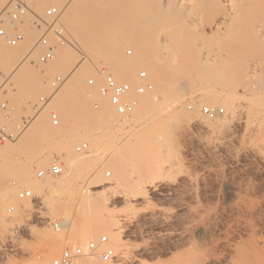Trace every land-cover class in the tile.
I'll use <instances>...</instances> for the list:
<instances>
[{"label": "rangeland", "instance_id": "374dc122", "mask_svg": "<svg viewBox=\"0 0 264 264\" xmlns=\"http://www.w3.org/2000/svg\"><path fill=\"white\" fill-rule=\"evenodd\" d=\"M73 1L49 0L40 6H35L28 0H21L23 6H21L22 11H17L18 18H13L12 13L15 12V7L10 6L4 14L7 20L3 23L4 25L0 24L6 30L5 36L0 35V117L8 115L5 119L2 117L0 120L2 119L3 122L4 119V123L9 120L7 123H11L5 125L0 122V127L8 133L17 132V137L9 144L10 146L12 144L11 148L3 149L6 154L2 152L4 155L0 156V190L4 187L6 189L13 187L14 191L10 197L0 196V236H2L0 237V264H21L22 260L27 259L30 255L49 251L48 246H44L46 243L39 234L40 231L45 233L48 231L46 234L52 235L54 232L59 234L61 231L69 232L73 229L71 223L67 222H61L60 232L53 226L54 220H64L61 214L57 215L55 212V200H53L55 196L60 197L64 206L69 204L73 213L82 212L78 217L81 230L85 229L84 226L93 225L102 230L97 235V239L103 234L109 235L117 254V259L112 264H183L181 260L186 255H194L191 256L192 259L195 257L193 264L198 263L202 257L204 261H200V263L237 264L238 260L241 262L242 258L240 259V257H244L246 252L245 259L247 260L243 258L244 261L251 263L253 260L251 264L262 262L264 260V125L259 126L260 122H256V119L249 123L234 122L230 124L229 128L221 127L222 131L217 133L215 129H220L217 120L227 112L226 104L223 101L208 103L201 96L200 89L183 83H180L178 88H185L188 91H183L186 93L183 95L185 97L183 101L184 108L187 109L190 116L194 112L204 114L203 106L223 108L224 112L214 118L215 120L204 114L214 121L210 127L201 126L196 120L188 123V116L180 112L179 103L178 106H165L163 104L164 97L157 93V90L159 92L157 87V89L154 88L155 90L148 92L154 93L153 96L148 94L149 99L153 101L152 114L147 121L142 123L144 125L139 128L141 134L136 137L137 140L142 139L141 149L137 151L141 157L127 165L126 172L128 173L124 175V178L126 181L130 180L131 183L139 180L142 183H139L141 186L145 185L146 181L155 180L160 185V191L165 195L151 193L152 195L147 201L137 199L132 203H124L122 198L118 197L116 202L110 204L112 209L119 211L122 216L128 215L131 219L130 223L125 221L123 224L124 246L113 240L111 234L103 230L106 226L102 220V213L105 211L106 205H104L102 200L104 198L101 196H104V186L109 183L106 181L114 177V164L108 159L109 154H112L115 149H117L116 151L121 149L120 136L114 134L113 131L114 135L111 134L112 137L108 141H103V145L97 146L98 150L96 151L98 152L95 151L93 154L88 136L82 135L84 130L83 123L80 121L83 122L85 119L81 118L84 117L83 114L80 116V112H76L75 109L73 112L72 109L71 111L67 110L69 107L60 112L57 111L61 114L62 120L60 119V124L55 127L51 123L50 112L56 111L54 101L58 100L57 96L66 95L67 98H71L70 101L77 104H81L82 101L87 103V108L88 106L89 108L87 109L88 113L85 111L87 114L85 117L90 121L92 119L93 122L94 112L101 107L97 108L95 104H101L99 100L101 101L102 98V101L105 100V103H109L99 90L103 83L99 70L103 67L109 68L106 65L108 55L84 58L79 49L73 48L70 43H61L52 34L49 35V39L55 50L54 59L50 61L43 59L44 48L32 50L34 43L45 29L44 22L39 16L45 20H51L45 11L50 7H58L61 12L58 22L64 29V33H67L68 27L72 23L71 18H73L71 17L74 12L73 5L70 6ZM8 2L9 0H0V12L7 8ZM124 11L121 10V12ZM160 14L161 11L157 15ZM26 22L31 23L30 34L25 31ZM134 30L143 31L147 35L148 41L152 43L158 56L162 58L163 66L172 70L177 64V60L172 58L167 49L166 42L168 41L164 33L143 24V22L135 25ZM12 37L18 39L14 45L10 42ZM205 37L207 40L212 38L211 33H207ZM207 40L203 43L206 49L215 47L212 45L215 40H208L209 42ZM64 46L75 52V59L69 65L63 64L58 54V51L62 47L64 49ZM129 50L131 54L128 53ZM135 53L133 45L126 44L121 48L119 56L125 64H128L133 61ZM84 59H87L86 62ZM145 68L144 66L139 67V69ZM73 69L77 70L74 72ZM126 69L124 71L110 69L111 71H109L120 81L130 79L129 82L137 84L139 80L136 73L139 69L135 72H128ZM90 78L96 79L95 85L88 84ZM193 89H197V92ZM92 91H97L96 95H98H94L95 92L92 93ZM197 95L198 97H196ZM86 96L87 99H85ZM133 96L136 99L139 96L142 97L135 93ZM49 97H53L52 100ZM47 99L49 100L47 101ZM25 101H29L28 104L31 107L37 105L43 110L49 128L44 126L47 129L43 127L40 133V130L36 131L37 120L31 109L27 108L25 116L19 110V106H24ZM109 107L116 112L110 104ZM77 114H80V120ZM120 117L122 116L120 115ZM73 122L74 124H72ZM44 129L46 131H43ZM49 129L51 130L49 131ZM57 130H61L62 133L59 135L57 133L54 136L53 131L56 133ZM79 132L82 133L79 134ZM44 134L46 137L51 134L53 136L46 138L43 136ZM83 142L88 143V149L78 152L76 146ZM46 154L47 156L50 154L49 157H51L49 164L33 169V177L38 179L40 189L38 192L32 190L42 198V204H32L30 200L19 199L17 196L19 190L30 187L23 186L17 174L26 163L34 160L35 157L38 158ZM55 156L61 157L64 173L57 177L38 178V170L48 169ZM85 156L87 158L84 161H90L89 164L98 163L99 160V162L104 161L108 164L104 165L103 176L101 175L107 180L103 184L90 188L91 192L102 191L100 196L92 197L96 202L102 200L98 201L99 204L92 198L87 200L83 195L82 186L86 182L85 166L80 165L72 174L68 172L70 160L77 158L83 161ZM93 157L96 160H93ZM165 160L171 164L166 162L167 165L162 168H151L153 162H164ZM142 161L143 163H141ZM33 163L35 164V161ZM108 172L111 174L107 175ZM50 181H60L64 185L63 187L61 185V188L59 186L57 189H49L47 185ZM12 204L16 206L15 211L8 213V207ZM27 204L29 207L25 209ZM19 210H23V212L20 213ZM91 240L96 239L89 238L83 243L64 241L63 247L71 245V243L72 245H84ZM62 249L54 257L59 255ZM120 250L128 251L135 259L130 262L122 261L118 255ZM192 250L195 252L193 253ZM197 256L200 260L197 259ZM234 258L237 259V262Z\"/></svg>", "mask_w": 264, "mask_h": 264}, {"label": "bare ground", "instance_id": "6f19581e", "mask_svg": "<svg viewBox=\"0 0 264 264\" xmlns=\"http://www.w3.org/2000/svg\"><path fill=\"white\" fill-rule=\"evenodd\" d=\"M28 1L35 6H40L49 0ZM56 1L65 2L67 0ZM70 6L73 7L74 11L71 15V17H73L71 18L72 23L68 27V32L64 35L69 43L73 45V48L79 49L84 55V58H89L91 56H96L97 58V56H102L104 54L108 55V62L106 65L111 70L124 71L127 67L126 70H128V72H135L140 66L146 67L145 69L149 72V80L153 84V89L158 88L159 92L157 90V93L162 94L164 97V103H162L169 107H173L179 103V110L188 116V123L196 120L199 125L210 127L214 121L198 112H194L192 116L189 115L187 109L184 108L183 101L185 98L183 95L186 94L183 91L186 90L185 88H178L180 83L190 85L192 88L200 89L201 96H203L208 103L223 101L226 104L227 112L217 120L218 127H220V129H215L217 133L222 131L221 127L229 128L230 124H233L234 122L245 121L249 123L251 120L256 119V122H260L258 123L259 126L261 124L264 125V0H74ZM31 10L35 11L33 9ZM121 10L125 11L121 12ZM160 11L161 14L157 15ZM142 22L143 24L154 27L159 32H163L166 36L168 41L166 42L167 49L172 58L177 60V64L172 70L163 66L162 58L158 56L156 48L150 41H148L149 38L147 35L143 31L134 30L135 25L141 24ZM25 31L26 33H31L32 26L30 22H26ZM207 33H211L212 38H209L208 40H215V43L212 44L215 47H209L208 49L204 47L203 43L207 40L205 37ZM208 40L207 42H209ZM126 44H132L136 52L133 61L128 64H125L119 56L121 48ZM65 47L66 46H64V49L63 47H60L61 49L58 51V54L62 63L69 65L75 59V52ZM84 60L86 62L87 59ZM129 80L127 79V81ZM193 90L197 92V89ZM94 92V95H96L97 91ZM94 92L92 91V93ZM149 92H151V90ZM15 93L18 94V92ZM148 94L152 95L154 93H147L146 96H148ZM144 96L142 95L141 98L140 96L137 97V104L133 113L129 116H122L120 114L122 117H120L117 111L118 114L113 109H110L109 103H105V100L102 101V97H100L102 98L101 101L99 100L100 98H96L102 104H99L101 107H98L102 109H98L96 112L93 111V115L95 116V119L93 120V122L95 121L94 123L92 122V119L90 121L85 117L87 115L85 113H88L87 109L89 108V106L87 108V103H83L82 101L81 104H77L72 100L70 101L69 99L71 98H67L66 95H61L60 97L57 96L58 100L54 98L56 101L53 99L55 102L54 105L56 104V111L60 112L69 107L67 110L70 109L71 111L72 109L73 112V109H75L76 112H80V116L83 114L84 117L81 118L85 119L83 122L82 120L80 122L83 123L84 131L83 133L79 132V134L82 133L83 136H88L93 154L98 150L97 146H100L103 141H108V139L114 134L120 136V144H122V146L120 145L121 149L118 151L115 149L112 154H109V159L107 158L114 164H112L114 166V177L112 179L107 180V178L101 177V175L103 176L102 170L107 162L104 163L102 160V162H99L100 160L98 158V163L93 161L94 163L89 164V159L87 160L88 162L84 161L89 155L83 157V161L82 159L77 158L70 160L68 172L72 174L80 165L85 166L86 182L83 183L82 191L87 200L91 199L93 196L96 198L98 197L97 195L102 194V191L99 192L95 190L91 192V186L103 184L105 180H107L106 182H109L108 185L104 184V196H101L104 198L102 200L105 203L102 204L106 205L104 207L105 211L102 213V220L106 226H104L105 229L103 230L110 233L112 239L122 245L123 224L125 221L130 223L131 219L128 215L122 216L119 211L112 209L110 204L116 202V198L118 197L122 198L124 203H132L137 199L147 201L149 197H151V193L165 195L164 192L160 191V185L157 184L155 180L146 181V184L144 183L145 185L141 186L140 184L142 183H140L139 180L137 181L138 183H131V181L127 179L131 183L129 186L130 183H126L128 181L124 178V175L128 173L126 172L127 165L134 160H139L141 157L138 155L137 151L138 149H141L142 139L137 140L136 137L141 134L139 128L144 125H142V123L147 121L152 114L151 106L153 101H151L152 99H149V96ZM196 97H198V95ZM52 98L49 97L50 100H52ZM41 99L43 100V98ZM49 99H47V101ZM85 99H87V96ZM28 103L29 101H25L24 106H19V110H21L25 116L27 108L31 109L32 114H34L37 120V123H35V129L37 132L40 130V133L44 126H49L48 122L43 114V110H41L39 106L34 105L31 107ZM162 109L164 110L165 108ZM7 116H1L0 118L3 117L5 119ZM4 119L3 122L2 119L0 120L2 124H11L7 123L9 122L7 119V122L5 120L6 123H4ZM60 119L62 120V118ZM154 120L155 119H153V121ZM70 122L72 121L70 120ZM72 124H74V122ZM47 127L44 128L47 129ZM50 130L51 129H49V131ZM43 131L46 130L44 129ZM59 131L57 130L56 133L53 131L54 136L57 133V135L62 133L61 130ZM99 131L103 133L101 134ZM112 132L114 134H112ZM53 134L48 137H52ZM8 135L11 137L7 136L5 140L0 143V156L5 153L3 149L8 147L11 148L12 144L11 146L9 144L15 140L17 132L12 131L8 133ZM43 136L46 137L45 134ZM97 152L98 151H96V153ZM49 156L46 154L45 156L38 158L35 157L34 160L30 158L32 161L22 166V170L19 174H16L23 186L30 187V189L38 192L40 189L39 181L33 177V169L35 167H45L46 164H49L48 162L51 160V157ZM94 159L96 160V158L93 157V160ZM34 161L35 164L33 163ZM166 162L168 161H155L151 164V168H162L167 165ZM108 163L110 164V162ZM141 163H143V161ZM168 164L171 163L168 162ZM3 178L4 176L2 179ZM61 185L62 183L60 181H50L47 186H49V189H57L59 186L61 188ZM12 188L13 187H9L8 189L5 188V190L1 189L3 191L0 193V196H5V198L6 196H12L14 192ZM53 200H55L54 206L56 214H61L64 217V220L59 219V225L58 227H55V229L60 232L62 228L61 222L71 223L73 229L69 232L61 231L59 234L54 232L52 235H47L46 233H48V231L46 233L40 231L39 234L43 237L46 243L44 246H48L49 251L45 252L42 250L43 252L41 254L30 255L27 259L22 260L23 262H21V264H49L52 257H54L61 248H64V241H78L83 243V241L89 238L98 240L96 237L102 231L101 229H98L99 227L96 228L93 225H89L88 227L84 226L85 229L81 230L78 217L82 212L78 211L77 214L73 213L69 204L66 203L67 205L64 206V202L61 201L59 196H55V199L53 198ZM94 200L95 199H93V201ZM98 201L96 202L95 200V202L99 204L100 202ZM29 204L25 206V209L29 207ZM22 212L23 210L20 211V213ZM194 252L195 251H193V253ZM118 255L121 257L122 261L126 262L135 259V257L128 251L120 250ZM244 255L245 254L243 253V256ZM246 255L244 257L239 256L240 259L242 258V263L238 260L239 262L237 264H251L253 260L251 263L244 261ZM191 256L192 255L184 256L183 260H181L182 263L193 264L195 262V257L192 259L194 255ZM197 259L200 260L199 257ZM200 261H204L203 257ZM200 261L196 264H205V262L200 263ZM235 261L237 262V259ZM263 261L255 263L264 264Z\"/></svg>", "mask_w": 264, "mask_h": 264}, {"label": "built area", "instance_id": "2783aa9c", "mask_svg": "<svg viewBox=\"0 0 264 264\" xmlns=\"http://www.w3.org/2000/svg\"><path fill=\"white\" fill-rule=\"evenodd\" d=\"M7 8L0 12V24H3L7 17L4 15L5 11L10 6L15 7V12L12 13L13 18H18V12L22 11L21 6H23L21 0H9L6 5ZM45 14L51 18V20H45V18H39L44 22L45 29L39 39L34 43L32 50L36 51L39 48L43 49V59L45 61H50L55 57V50L53 49L49 35L52 34L57 37L61 43H69L68 39L65 37L64 29L58 22L60 16V10L58 7H50L45 11ZM0 35L5 36L6 30L4 27L0 26ZM17 38H10V42L14 45L17 43ZM131 54V51H128ZM100 75L103 78V83L100 86V94L106 98L111 106L121 114L122 116H129L133 113L135 106L137 104L135 95H145L150 90L153 89V84L149 80V74L145 69H139L136 76L139 82L135 85L127 80H119L113 73H111L107 68H102L99 70ZM88 84L93 86L96 84L95 78H90ZM96 107L99 104H95ZM202 112L208 117L214 119L219 114L224 112L223 108H213L208 106L202 107ZM51 123L54 126L60 124V115L57 111L50 112ZM9 136L5 129L0 127V143ZM11 137V136H9ZM88 149V143L83 142L76 146L78 152H83ZM64 172V164L60 156H55L52 164L48 169H40L37 172V177L44 179L47 176L57 177L62 175ZM110 175V172L107 173ZM18 198L21 200H30L32 204H42V198L36 195L34 191L30 188L20 189ZM16 206L10 205L8 207V213H13ZM59 220H54L52 222L54 227H58ZM117 259V254L114 246L111 244L109 235L103 234L98 240H91L84 245H67L65 246L59 255L53 258L52 264H110Z\"/></svg>", "mask_w": 264, "mask_h": 264}]
</instances>
